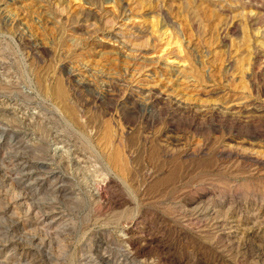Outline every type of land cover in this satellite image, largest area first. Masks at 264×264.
Returning <instances> with one entry per match:
<instances>
[{"label": "rangeland", "instance_id": "rangeland-1", "mask_svg": "<svg viewBox=\"0 0 264 264\" xmlns=\"http://www.w3.org/2000/svg\"><path fill=\"white\" fill-rule=\"evenodd\" d=\"M0 264H264V0H0Z\"/></svg>", "mask_w": 264, "mask_h": 264}, {"label": "bare ground", "instance_id": "bare-ground-1", "mask_svg": "<svg viewBox=\"0 0 264 264\" xmlns=\"http://www.w3.org/2000/svg\"><path fill=\"white\" fill-rule=\"evenodd\" d=\"M150 100V99H149ZM178 104V103H177Z\"/></svg>", "mask_w": 264, "mask_h": 264}]
</instances>
